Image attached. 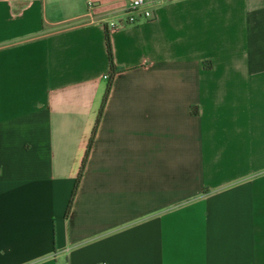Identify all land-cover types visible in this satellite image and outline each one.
Segmentation results:
<instances>
[{"label": "crops", "instance_id": "crops-1", "mask_svg": "<svg viewBox=\"0 0 264 264\" xmlns=\"http://www.w3.org/2000/svg\"><path fill=\"white\" fill-rule=\"evenodd\" d=\"M131 1L0 0V264H264V0Z\"/></svg>", "mask_w": 264, "mask_h": 264}, {"label": "built area", "instance_id": "built-area-1", "mask_svg": "<svg viewBox=\"0 0 264 264\" xmlns=\"http://www.w3.org/2000/svg\"><path fill=\"white\" fill-rule=\"evenodd\" d=\"M146 0H132L129 8V12L126 15L124 21L113 23L111 25L112 29H116L119 27L127 26V25H135L139 22V19L151 20L153 18V12L147 8ZM94 7V2H89L88 10L91 11ZM105 80L110 81V76L106 75L104 77Z\"/></svg>", "mask_w": 264, "mask_h": 264}, {"label": "trees", "instance_id": "trees-1", "mask_svg": "<svg viewBox=\"0 0 264 264\" xmlns=\"http://www.w3.org/2000/svg\"><path fill=\"white\" fill-rule=\"evenodd\" d=\"M106 45H107V52H108L110 67H111L112 72L114 73L115 70H116V67H115L114 61H113V52H112V46H111V39H110V36H109L108 33L106 34ZM193 114H195V115L198 114V109L197 108H193ZM91 145H92V141L89 144V149L87 151L86 158H85V160L83 162V166H82L81 171L79 173V177H78V179L76 181L75 188H74V191H73V194H72V198H71V200L69 202V205H68V208H67L66 217H68V215L71 212V209H72V206H73V202H74V198L76 196L77 190H78L79 185H80V181H81V178H82V175H83V172H84V166H85V163H86V159H87V157L89 155V150H90Z\"/></svg>", "mask_w": 264, "mask_h": 264}]
</instances>
